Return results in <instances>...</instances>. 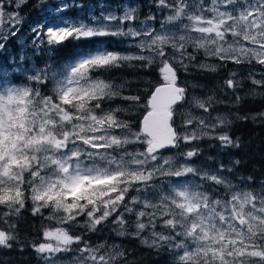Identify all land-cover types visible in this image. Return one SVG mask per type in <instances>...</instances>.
<instances>
[{
    "label": "snow or ice",
    "instance_id": "snow-or-ice-1",
    "mask_svg": "<svg viewBox=\"0 0 264 264\" xmlns=\"http://www.w3.org/2000/svg\"><path fill=\"white\" fill-rule=\"evenodd\" d=\"M25 3L0 0V50L19 33ZM69 8L49 6L59 19L31 27L43 66L23 54L0 65V250H31L41 264H139L126 240L166 252L170 264H264V181L228 179L239 160L195 166L201 141L239 144L220 131L228 117L212 115L226 100L197 95L190 80L226 68L217 89L229 106L264 97V0H129L78 20L62 17ZM100 38L137 51L110 50ZM73 41L88 50L57 61ZM125 68L137 77L158 70L165 87L117 82ZM189 99L191 123L178 128L175 112ZM252 119L264 122V111ZM22 222H31L30 240L19 236Z\"/></svg>",
    "mask_w": 264,
    "mask_h": 264
},
{
    "label": "trees",
    "instance_id": "trees-1",
    "mask_svg": "<svg viewBox=\"0 0 264 264\" xmlns=\"http://www.w3.org/2000/svg\"><path fill=\"white\" fill-rule=\"evenodd\" d=\"M27 0L24 5L21 6L19 11L29 12L34 10V6L38 3V0ZM99 1V3H96ZM125 1L129 0H74L75 4L83 5V10L78 7H71L73 0H67L66 2L70 4V8L67 12L63 13L65 16H72L74 18L84 17L87 19V13L89 12L87 5L91 4L92 8L90 11H95L97 13L100 7L103 5L107 9L117 10L118 5H122ZM133 3H138L139 0H131ZM28 5H32L29 9ZM144 12L147 9H143ZM162 19V18H161ZM159 26V25H157ZM30 33V32H26ZM101 40H108L110 42L104 44L105 47L110 50H120V51H134L135 48H130L128 46V41L120 43L117 38H100ZM91 47H95L92 45ZM88 46H82V42H66V44L60 48V50L55 53L57 61L70 62L77 52L87 51ZM22 52L23 55L32 56L33 62L38 66H43L44 62L47 60V56L43 59L39 57H34L31 51V47L25 50L20 49L16 39L11 40V37L6 41L5 49L0 50V65H7L10 58H17V54ZM13 54V55H12ZM18 59V58H17ZM201 59L209 65H215V61L210 56H205L201 53ZM136 70L131 68H125L118 70L113 73L116 77L117 82L122 79L131 81L133 87L139 85L143 89L144 85L141 81L147 83L151 82L153 85L157 81L162 82L163 78L159 71L152 73L151 75H144L140 73L139 77L135 74ZM183 73L181 76L183 77ZM226 76V68H217V71L206 70L203 72H194L190 80L200 85L196 89V94L199 95L201 92L204 94H211L215 92L217 97L221 100H226L224 104L216 105V111L213 112V116L216 115H226L231 121V124L220 129L221 132H228L231 138L239 144L238 148H224L221 147L218 141L215 140H203L200 142V147L203 150L202 155L196 160L195 166H203L206 168H211L215 170L222 163L225 167H232L234 160H239L240 164L234 169V177L227 176L228 179L239 180L241 176L247 177L252 175L256 179L257 185L261 181H264V122L260 120L253 121L252 117L256 115L259 111H264V97L258 96H247L246 100L238 106H229L225 94L217 89L218 83L222 82V79ZM248 87L245 86L244 90L239 93L241 96H246L248 93ZM116 103H120L117 101ZM115 106V105H113ZM192 107V101L189 99L183 106L177 108L175 112L176 116V126L179 128L183 121L186 119L187 114ZM135 114V113H134ZM248 117V119H239L238 117ZM177 133H183L184 130H180ZM182 139V138H181ZM211 157V159H209ZM227 175V174H225ZM108 233L105 232L104 236L107 237ZM19 236L22 240H30L34 236V232L31 228V222L21 223V229ZM117 243L120 240L116 241ZM124 246L128 247L130 250L136 252V259L139 264H170V257L166 252L156 253L155 250H149L143 245L139 244V241H124ZM0 260L11 261L12 264H41L35 257V255L28 250L24 252L21 256L18 252H9L8 250H0Z\"/></svg>",
    "mask_w": 264,
    "mask_h": 264
},
{
    "label": "rangeland",
    "instance_id": "rangeland-1",
    "mask_svg": "<svg viewBox=\"0 0 264 264\" xmlns=\"http://www.w3.org/2000/svg\"><path fill=\"white\" fill-rule=\"evenodd\" d=\"M66 1L67 0H44V3L42 4L41 0H38V3L34 6L33 11H29V12H21L20 11V15L23 19V24H22V26H20L19 33L16 36H12L11 40L16 39L20 49L25 50L26 48L31 47V35H30V33L28 34L26 32H31V27L35 26L36 23L42 22L45 19H47L50 23L57 21L59 18L52 15V13L46 9L49 6H52L54 8V7L58 6L60 3L66 2ZM96 3H99V1H96ZM125 3H127V1H125L123 4H125ZM76 4L79 5L78 3H76ZM87 8L90 11L92 8V5L88 4ZM105 9L111 10V9H107V8H105ZM100 12H101V7H100L99 11L96 13V15L99 16ZM62 17L71 18L72 20H78L79 19V18H74L72 16H65V15H63V13H62ZM0 42H2V41H0ZM124 52H125V54L135 53L134 51H124ZM22 54H23L22 52H19L17 54V58Z\"/></svg>",
    "mask_w": 264,
    "mask_h": 264
},
{
    "label": "water",
    "instance_id": "water-1",
    "mask_svg": "<svg viewBox=\"0 0 264 264\" xmlns=\"http://www.w3.org/2000/svg\"><path fill=\"white\" fill-rule=\"evenodd\" d=\"M161 85V88H164L165 86L163 85V81L160 82ZM154 132L156 135H158L159 137L161 138H165L168 134L167 132V127L163 124H157V126L155 127L154 129Z\"/></svg>",
    "mask_w": 264,
    "mask_h": 264
},
{
    "label": "clouds",
    "instance_id": "clouds-1",
    "mask_svg": "<svg viewBox=\"0 0 264 264\" xmlns=\"http://www.w3.org/2000/svg\"><path fill=\"white\" fill-rule=\"evenodd\" d=\"M196 106H200V105H194V107H196ZM194 118V117H193ZM189 123H191V120L190 119H185L184 121H183V124L184 125H187V124H189ZM177 135H178V137H180V138H183L184 137V134L183 133H177Z\"/></svg>",
    "mask_w": 264,
    "mask_h": 264
},
{
    "label": "flooded vegetation",
    "instance_id": "flooded-vegetation-1",
    "mask_svg": "<svg viewBox=\"0 0 264 264\" xmlns=\"http://www.w3.org/2000/svg\"><path fill=\"white\" fill-rule=\"evenodd\" d=\"M27 1V0H26ZM34 1H36V0H34ZM34 1H32V3L34 2ZM32 7V5H28V8L30 9Z\"/></svg>",
    "mask_w": 264,
    "mask_h": 264
}]
</instances>
